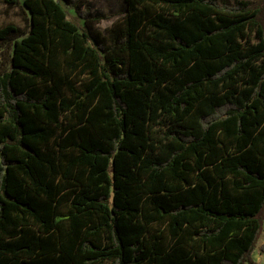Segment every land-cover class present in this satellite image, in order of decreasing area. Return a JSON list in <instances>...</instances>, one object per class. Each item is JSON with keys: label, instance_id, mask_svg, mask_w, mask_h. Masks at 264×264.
Masks as SVG:
<instances>
[{"label": "trees", "instance_id": "obj_1", "mask_svg": "<svg viewBox=\"0 0 264 264\" xmlns=\"http://www.w3.org/2000/svg\"><path fill=\"white\" fill-rule=\"evenodd\" d=\"M122 1L4 0L0 264H257L264 0Z\"/></svg>", "mask_w": 264, "mask_h": 264}, {"label": "rangeland", "instance_id": "obj_2", "mask_svg": "<svg viewBox=\"0 0 264 264\" xmlns=\"http://www.w3.org/2000/svg\"><path fill=\"white\" fill-rule=\"evenodd\" d=\"M224 1L232 2L233 0ZM64 6L69 11L72 20L82 25L83 21L81 18L71 8ZM85 7L89 9L88 16L90 18H99L97 23L89 21V24H94L103 34H107L110 27L121 20L126 13V5L122 0H83L81 9ZM8 24H14L23 29L26 22L17 7L10 8L4 0H0V28ZM12 51V42L0 40V72L9 69ZM262 232V235H264V221ZM252 258L257 264H264V252L259 249L256 248L254 250Z\"/></svg>", "mask_w": 264, "mask_h": 264}, {"label": "crops", "instance_id": "obj_3", "mask_svg": "<svg viewBox=\"0 0 264 264\" xmlns=\"http://www.w3.org/2000/svg\"><path fill=\"white\" fill-rule=\"evenodd\" d=\"M262 233L263 232H261V234H260V236H259V238H258V240H257V243H256V248L257 249H259L260 250V245L262 244V243H264V235H262ZM261 251V250H260Z\"/></svg>", "mask_w": 264, "mask_h": 264}]
</instances>
